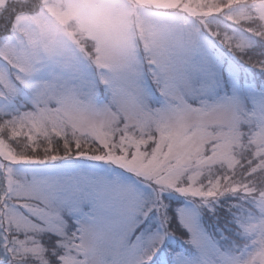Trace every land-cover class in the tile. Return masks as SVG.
<instances>
[{
    "label": "snow or ice",
    "instance_id": "snow-or-ice-1",
    "mask_svg": "<svg viewBox=\"0 0 264 264\" xmlns=\"http://www.w3.org/2000/svg\"><path fill=\"white\" fill-rule=\"evenodd\" d=\"M237 59L264 72V0H0L5 264H149L169 190L254 204L251 250L200 264H264V87Z\"/></svg>",
    "mask_w": 264,
    "mask_h": 264
},
{
    "label": "trees",
    "instance_id": "trees-1",
    "mask_svg": "<svg viewBox=\"0 0 264 264\" xmlns=\"http://www.w3.org/2000/svg\"><path fill=\"white\" fill-rule=\"evenodd\" d=\"M237 63H239L242 66L241 71V83H253L257 86L262 85V81H264V72L261 71L258 67H252L250 66L247 61V59H239L237 60ZM249 67L251 70H249ZM255 68L256 70H254ZM258 68V69H257ZM167 197L172 198V202L181 203L183 201L182 196H174L172 193H165ZM164 198V194H163ZM162 198V200H163ZM166 200V198H165ZM176 200V201H175ZM175 203V204H176ZM235 203L236 205H234ZM174 206V205H173ZM170 214H172L171 218L169 219L168 228L171 231H174L176 234L174 236L179 240L184 239L182 241V244H185L187 249H183V254L187 256H191L198 254L197 248H195L190 242V234L180 231V229H177L178 219H177V210L174 207H169ZM257 211L254 208V204L247 202V204L244 203H237V198H229L220 196L217 198V201H215L211 206H208V208H205L202 212V224L204 228L211 233V235L214 237L216 242L222 247L226 248L231 251H237L238 249H242L246 243H249L250 241L246 236L243 234V231L240 229L239 224L237 223V217L244 216V217H253V215H256ZM151 216H154V213H150ZM155 217V216H154ZM151 228L149 230H152L154 228V225H158V221L156 219H153ZM145 226L142 225L143 228ZM181 232V233H180ZM164 240L163 243L160 245L159 249L154 255L153 262L157 263L160 260L163 259L168 261L169 264H171L175 260L174 251H170V247L165 243ZM178 242V241H177ZM164 251V252H163ZM4 253L2 248H0V264H5L4 261Z\"/></svg>",
    "mask_w": 264,
    "mask_h": 264
},
{
    "label": "rangeland",
    "instance_id": "rangeland-1",
    "mask_svg": "<svg viewBox=\"0 0 264 264\" xmlns=\"http://www.w3.org/2000/svg\"><path fill=\"white\" fill-rule=\"evenodd\" d=\"M259 38H257L258 40ZM257 53H251V55L255 56ZM239 60V59H237ZM250 66L255 67L253 64L248 63ZM255 68H253L254 70H256ZM258 69V68H257ZM249 70H251V68L249 67ZM245 87H250L252 89H260L261 87H264V84L262 85H255L253 83H242ZM90 165L93 168L96 169H100L103 167V162H90ZM117 171L123 172L122 169H117ZM126 176L130 175L129 173H124ZM140 187L145 191V192H150L151 190L148 189V187L146 185H140ZM165 193H172L174 196H182L184 199L181 203H176V202H172V198L167 197V195H165ZM163 194H164V198H163ZM161 195V199L163 198V204H164V212L167 214V216L169 217V219L171 218L172 214H170V210L168 209L169 207H174L177 210V219H178V227H176L177 229H180V231L182 232H188L187 228L183 227L181 225V220H185V221H192L195 223V226L197 227V229L205 236V237H210L211 240L214 242V247L211 245H208L207 243L204 245V247L202 249L197 248L196 245L192 244L195 248H197L198 254L196 255H191V256H187L185 254H183V249H187L188 247L185 246V244H182V240L184 239H177L174 234H176L174 231H169V234L164 238V240L166 241L165 243L168 245V247H170V251H174V255H175V260L171 263V264H200V262L202 261V259H209V260H213L217 258V254L218 253H227L229 255L234 254V253H243L245 251H249L251 250V241L248 237V235H246L245 233H243L246 238H248V240L250 241L249 243H246V245L240 250L238 249L237 251H231L228 250L226 248H222L214 239V237L211 235V233H209L203 226L202 224V212L205 208H208V206H211L215 201H217V198L213 201H211L208 204H204L201 203L199 198H192V197H188L185 196L183 194L177 193L174 190H169V191H165L163 193L160 194ZM224 197H229V198H233L236 197L237 198V203L239 204V202L247 204L248 201L241 199L240 195H236V194H232V193H226L223 195ZM166 198V200H165ZM176 201V200H175ZM176 203V204H175ZM234 205H236L235 203H233ZM174 205V206H173ZM255 208V205H254ZM256 209V208H255ZM257 214L253 215L254 216H258L259 212L256 209ZM152 213H154V216L150 215V218L147 219L145 221V226L143 227L144 229H146L148 232H154V231H160V213L157 211H153ZM251 217V216H249ZM238 218V217H237ZM153 219H156L158 221V225L155 226L152 230H149V228H151L152 225V221ZM172 220V218H171ZM181 233V232H180ZM190 234V233H189ZM191 235V234H190ZM135 240V237L133 238ZM178 241V242H177ZM164 252V251H163ZM154 259V255L152 257V261L149 262V264H169L168 261L166 260H160L157 263L153 262Z\"/></svg>",
    "mask_w": 264,
    "mask_h": 264
}]
</instances>
